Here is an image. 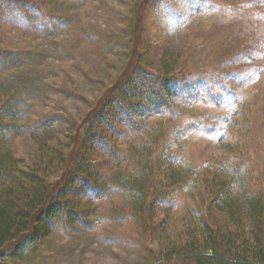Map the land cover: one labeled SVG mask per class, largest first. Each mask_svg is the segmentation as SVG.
Masks as SVG:
<instances>
[{
  "label": "trees",
  "instance_id": "16d2710c",
  "mask_svg": "<svg viewBox=\"0 0 264 264\" xmlns=\"http://www.w3.org/2000/svg\"><path fill=\"white\" fill-rule=\"evenodd\" d=\"M122 1L120 36L85 34L94 46L121 49L124 65L110 83H96L105 89L82 117L57 109L25 125L22 99L0 78V264H18L50 235L72 240L97 222L133 231L98 235L153 264H264V162L250 161L253 152L232 133L236 123L213 158L194 159L201 129L181 109L214 105L222 114L217 125L227 126L247 105L225 103L211 90L202 98L174 90L188 75L155 72L142 54L159 0ZM23 135L32 146L18 153ZM186 192L197 206L177 228L169 217Z\"/></svg>",
  "mask_w": 264,
  "mask_h": 264
},
{
  "label": "rangeland",
  "instance_id": "374dc122",
  "mask_svg": "<svg viewBox=\"0 0 264 264\" xmlns=\"http://www.w3.org/2000/svg\"><path fill=\"white\" fill-rule=\"evenodd\" d=\"M123 3L0 0V78L13 85L22 99L23 124L54 115L57 109L76 118L89 110L104 83H110L124 64L121 49L94 46L85 34L120 36ZM147 27L148 43L142 48L147 65L166 76L188 75L185 84H173L174 90L200 98L211 90L225 103L247 105L243 114L227 117V126L217 125L222 114L214 105L181 108L201 129V139L190 150L194 159L213 158L226 129L236 123L232 133L243 151L253 152L250 161L260 168L264 162V0H159L152 5ZM18 54L20 58H11ZM21 63L26 64L18 66ZM100 80L104 83L96 84ZM16 142L18 153L32 146L27 135ZM196 206L195 193H184L170 222L180 227ZM93 228L78 232L72 240L54 233L26 252L18 264H153L146 254L103 243L98 235L99 230L126 235L133 231L98 222Z\"/></svg>",
  "mask_w": 264,
  "mask_h": 264
}]
</instances>
